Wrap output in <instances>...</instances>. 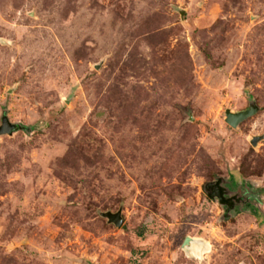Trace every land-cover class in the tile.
Masks as SVG:
<instances>
[{"label":"rangeland","instance_id":"obj_1","mask_svg":"<svg viewBox=\"0 0 264 264\" xmlns=\"http://www.w3.org/2000/svg\"><path fill=\"white\" fill-rule=\"evenodd\" d=\"M4 114L0 264H264V0H0Z\"/></svg>","mask_w":264,"mask_h":264},{"label":"water","instance_id":"obj_2","mask_svg":"<svg viewBox=\"0 0 264 264\" xmlns=\"http://www.w3.org/2000/svg\"><path fill=\"white\" fill-rule=\"evenodd\" d=\"M181 14L182 16H184V12H181ZM260 110L261 109L257 105L255 99L250 97L249 107L247 110L241 112H233L231 110H227L225 113V121L233 129H238L243 123L255 117L260 112ZM18 129V125L11 123L6 114L2 116L0 125V137L13 136L18 131ZM263 139L264 137H255L252 141V145L256 147L258 143ZM207 190L212 200L218 201L224 207L226 206L225 196L227 194V191L223 186V180H218L214 183L209 184ZM102 217L106 218L109 224H113L117 228H120L123 224L121 211L117 213L107 212L102 214ZM192 242V238H187L184 245L191 244Z\"/></svg>","mask_w":264,"mask_h":264},{"label":"clouds","instance_id":"obj_3","mask_svg":"<svg viewBox=\"0 0 264 264\" xmlns=\"http://www.w3.org/2000/svg\"><path fill=\"white\" fill-rule=\"evenodd\" d=\"M192 241L191 244L182 245L179 251L183 252L186 258L195 260L197 264H204L212 251L211 244L197 237H192Z\"/></svg>","mask_w":264,"mask_h":264},{"label":"flooded vegetation","instance_id":"obj_4","mask_svg":"<svg viewBox=\"0 0 264 264\" xmlns=\"http://www.w3.org/2000/svg\"><path fill=\"white\" fill-rule=\"evenodd\" d=\"M226 206L230 212H234L237 209H245L249 204L247 199L239 196L237 192L229 191V194H226Z\"/></svg>","mask_w":264,"mask_h":264}]
</instances>
